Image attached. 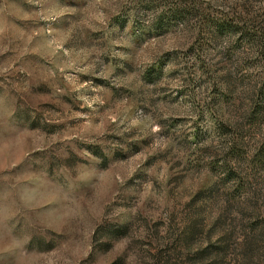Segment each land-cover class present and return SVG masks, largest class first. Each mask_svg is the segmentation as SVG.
<instances>
[{
  "label": "rangeland",
  "instance_id": "374dc122",
  "mask_svg": "<svg viewBox=\"0 0 264 264\" xmlns=\"http://www.w3.org/2000/svg\"><path fill=\"white\" fill-rule=\"evenodd\" d=\"M0 264H264V0H0Z\"/></svg>",
  "mask_w": 264,
  "mask_h": 264
},
{
  "label": "trees",
  "instance_id": "16d2710c",
  "mask_svg": "<svg viewBox=\"0 0 264 264\" xmlns=\"http://www.w3.org/2000/svg\"><path fill=\"white\" fill-rule=\"evenodd\" d=\"M181 11H182V10H181ZM181 11L179 12V14H180V13H182V14L185 13L184 11H183V12H181ZM175 12H176V14H178V11H176V10L173 12V14H174Z\"/></svg>",
  "mask_w": 264,
  "mask_h": 264
}]
</instances>
